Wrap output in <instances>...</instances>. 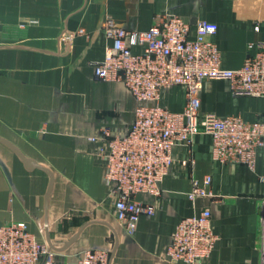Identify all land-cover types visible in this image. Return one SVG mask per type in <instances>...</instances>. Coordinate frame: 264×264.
Returning <instances> with one entry per match:
<instances>
[{"label": "crops", "instance_id": "0c3cea01", "mask_svg": "<svg viewBox=\"0 0 264 264\" xmlns=\"http://www.w3.org/2000/svg\"><path fill=\"white\" fill-rule=\"evenodd\" d=\"M165 14L193 29L200 20L216 23L224 68L264 52V0H0V225L26 223L60 264L86 249L108 251L110 264H173L177 226L204 209L218 241L203 264H261L264 147L251 170L214 159L212 137L197 135L192 146L174 148L162 196L136 197L154 204V215H142L134 234L115 216L106 141L90 138L104 129L126 135L139 102L124 83L95 78L94 63L112 45L101 25L145 31ZM81 28L88 36L77 34ZM200 99L202 112L264 123V97L237 96L230 81L206 80ZM186 100V88L176 86L162 91L160 105L181 112ZM207 175L215 197L192 202L194 179Z\"/></svg>", "mask_w": 264, "mask_h": 264}, {"label": "built area", "instance_id": "2783aa9c", "mask_svg": "<svg viewBox=\"0 0 264 264\" xmlns=\"http://www.w3.org/2000/svg\"><path fill=\"white\" fill-rule=\"evenodd\" d=\"M101 29L112 45L107 48L105 58L94 63L95 78L100 82L124 83L139 102L126 135L112 136L104 129L99 136L90 138L92 142L106 141V148L101 149L106 159L104 179L115 216L128 233H135L142 215L152 216L156 211L154 204L136 197L162 196L161 183L172 168L174 148L192 146L197 135L212 137L214 159L255 170L258 150L264 147V123L202 112L200 91L206 80H227L237 96L264 97L262 50L248 54L238 69L224 68L212 38L218 25L200 20L193 29L183 18L172 14L159 16L145 31L123 29L111 20L104 21ZM255 31H260V25L255 26ZM77 34L88 36L82 28ZM135 46L143 47V52L134 53ZM176 86L186 88V105L181 112L160 105L162 91ZM211 184L210 175L202 181L194 179L191 201L215 197L209 189ZM260 237L261 264H264V216ZM217 241L212 212L204 209L198 215L184 218L177 226L168 250L170 261L203 264ZM110 259L106 250L86 249L66 264H110ZM0 264L60 263L56 252L32 234L26 223L11 222L0 225Z\"/></svg>", "mask_w": 264, "mask_h": 264}, {"label": "water", "instance_id": "95a60500", "mask_svg": "<svg viewBox=\"0 0 264 264\" xmlns=\"http://www.w3.org/2000/svg\"><path fill=\"white\" fill-rule=\"evenodd\" d=\"M21 157H22L25 161H27L28 163H30V164H32V165H35L34 163H32V162L26 160L23 156H21Z\"/></svg>", "mask_w": 264, "mask_h": 264}]
</instances>
